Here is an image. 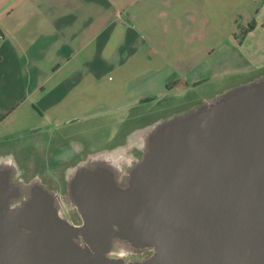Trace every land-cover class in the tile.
<instances>
[{
    "label": "crops",
    "instance_id": "crops-1",
    "mask_svg": "<svg viewBox=\"0 0 264 264\" xmlns=\"http://www.w3.org/2000/svg\"><path fill=\"white\" fill-rule=\"evenodd\" d=\"M262 78L264 0H0V146Z\"/></svg>",
    "mask_w": 264,
    "mask_h": 264
},
{
    "label": "water",
    "instance_id": "water-1",
    "mask_svg": "<svg viewBox=\"0 0 264 264\" xmlns=\"http://www.w3.org/2000/svg\"><path fill=\"white\" fill-rule=\"evenodd\" d=\"M19 194L0 173V264H264V78L162 124L126 187L81 169L80 226L45 188ZM115 242L152 254L111 256Z\"/></svg>",
    "mask_w": 264,
    "mask_h": 264
},
{
    "label": "flooded vegetation",
    "instance_id": "flooded-vegetation-1",
    "mask_svg": "<svg viewBox=\"0 0 264 264\" xmlns=\"http://www.w3.org/2000/svg\"><path fill=\"white\" fill-rule=\"evenodd\" d=\"M204 108H194L189 113ZM111 117L106 122H96L89 127L77 129L69 126L62 138L54 132L57 135L39 149H33V144L24 141L8 145L17 151L12 148L7 152L1 151L0 173L9 175L10 185L20 190L19 195L11 197V205L23 204L28 188L38 185L55 195L62 217L75 226L82 225L83 220L71 195V184L78 172L81 169H106L119 186L126 187L132 172L148 150L150 138L161 129L162 124L174 118L169 116L161 122V108L136 109L124 119L121 115ZM26 168L30 169L29 172L34 171L29 182H25L23 176ZM46 180H51L54 185H49ZM63 194L70 200L74 208L72 212ZM150 254L152 251L145 253L146 256Z\"/></svg>",
    "mask_w": 264,
    "mask_h": 264
},
{
    "label": "rangeland",
    "instance_id": "rangeland-1",
    "mask_svg": "<svg viewBox=\"0 0 264 264\" xmlns=\"http://www.w3.org/2000/svg\"><path fill=\"white\" fill-rule=\"evenodd\" d=\"M186 92L188 91L185 92L182 91L180 92L181 95L179 94L178 96L179 108H164L163 110H161V122L167 120V117L169 116H172L171 118L174 117L173 119H176L179 118V115H185L184 113L187 114V112L189 113V111L193 110L194 108L195 109L200 107L204 108L208 106L211 102L215 101L218 97L224 95L220 93L219 96V94L216 93L215 91L213 92L200 91V93H198L196 96L194 95V97L192 96L191 98L187 99L186 98L187 96L185 95ZM106 120L108 119L106 118L103 119L102 121H106ZM11 148L13 151H17L15 147H11ZM11 148H9V146H0V150H2V152H7ZM29 170L30 169L26 168L25 173L23 174L25 182H29V180L33 177L34 171L29 172ZM46 181L49 183V185L51 186L54 185L51 180H46ZM64 198L67 199L66 205L68 209L72 212L74 208L71 207L70 200L68 199V197H66V195L63 196V199ZM145 253H146L145 251H136L127 244L115 242L113 249L110 252V255L116 257H124L127 260H134V259L142 260L149 256V255L146 256Z\"/></svg>",
    "mask_w": 264,
    "mask_h": 264
},
{
    "label": "trees",
    "instance_id": "trees-1",
    "mask_svg": "<svg viewBox=\"0 0 264 264\" xmlns=\"http://www.w3.org/2000/svg\"><path fill=\"white\" fill-rule=\"evenodd\" d=\"M253 27H254V24L249 25V27L244 31L243 36L246 35L250 31V29H252Z\"/></svg>",
    "mask_w": 264,
    "mask_h": 264
}]
</instances>
